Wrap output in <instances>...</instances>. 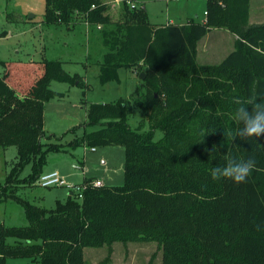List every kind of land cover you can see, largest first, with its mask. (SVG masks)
<instances>
[{
  "label": "trees",
  "instance_id": "trees-1",
  "mask_svg": "<svg viewBox=\"0 0 264 264\" xmlns=\"http://www.w3.org/2000/svg\"><path fill=\"white\" fill-rule=\"evenodd\" d=\"M127 1L116 20L108 0H46V24L71 26L81 18L95 30L105 50L97 62L102 84L118 81L123 68L146 71L147 91L135 105L122 99L89 107L93 132L66 145L46 142V104L63 97L51 84L84 86L82 79L59 60L6 64L0 148L17 147L18 161L0 186V201L13 199L16 186L35 184L49 155L67 148L122 146L126 164L124 185H91L83 200L69 196L54 210L20 202L30 226L0 224V264L35 255L39 264H89L87 248L139 240L159 243L162 264H264V230L256 227L264 222V136L244 141L225 134L242 126L235 98L264 97V24L249 23L251 0H208L206 23L164 26ZM214 27L238 36L234 51L219 64H199L198 43ZM134 107L146 117L136 128L129 123ZM234 154L256 159L248 182L213 181L212 168ZM29 165L31 174L21 179ZM8 236L42 243L10 248Z\"/></svg>",
  "mask_w": 264,
  "mask_h": 264
},
{
  "label": "rangeland",
  "instance_id": "rangeland-1",
  "mask_svg": "<svg viewBox=\"0 0 264 264\" xmlns=\"http://www.w3.org/2000/svg\"><path fill=\"white\" fill-rule=\"evenodd\" d=\"M111 12L116 20L121 19L123 0H108ZM138 8H145L152 25L164 26L170 21L175 24H187L190 21L201 22L204 12L208 11V0H128ZM127 1V5H128ZM261 2V3H260ZM130 8L131 6L128 5ZM223 6V5H222ZM250 22H264V0H252ZM133 9V8H131ZM46 0H0V78L6 73V64H27L44 60H59L64 70L71 76L78 75L84 86L53 82L51 89L63 97L55 98L46 104L45 130L49 143L68 144L82 137L85 132L96 130L88 126V109L93 104H111L122 99L140 100L147 89L142 80L146 74L143 67L135 71L120 69L119 80L102 84L99 80L100 66L104 47L98 36L92 33L83 19L77 18L75 25H48L45 23ZM208 17L205 18V23ZM212 38L230 31L224 27H214ZM232 34V33H231ZM224 41H227L224 40ZM200 43V42H199ZM197 46L199 64L211 62L205 60L208 55ZM211 48V47H210ZM229 51L227 42H222L219 61ZM206 52V51H205ZM200 58V59H199ZM204 59V60H203ZM224 59V58H223ZM222 59V60H223ZM221 60V61H222ZM146 121L145 114L134 107L129 119L132 128ZM148 124L145 130H148ZM163 133H156L160 140ZM66 152L53 153L48 157L45 173L59 171L75 184L102 180L106 186H122L125 183L126 150L122 146L96 147L95 152L88 146L77 149L67 148ZM18 161V149L15 146L6 150L0 148V186ZM32 172L29 165L20 178L28 177ZM86 175V176H84ZM1 192V189H0ZM13 199L0 201V224L7 228L30 226L20 202L35 207L54 210L58 203L69 198L66 188H43L37 184L16 186L10 191ZM41 240L27 242L25 239L8 236L7 247H36ZM163 252L156 241L117 242L103 248L85 249V259L89 264H162ZM40 258L7 257L6 264H39Z\"/></svg>",
  "mask_w": 264,
  "mask_h": 264
},
{
  "label": "clouds",
  "instance_id": "clouds-1",
  "mask_svg": "<svg viewBox=\"0 0 264 264\" xmlns=\"http://www.w3.org/2000/svg\"><path fill=\"white\" fill-rule=\"evenodd\" d=\"M233 102L236 105L235 120L242 126L231 133L225 131L226 136L231 135L233 140L239 138L244 141L264 136V97L235 98ZM256 168L257 161L253 156L242 158L234 154L223 165L213 167L210 175L213 181L247 183ZM256 227L258 230H264V222L258 223Z\"/></svg>",
  "mask_w": 264,
  "mask_h": 264
},
{
  "label": "built area",
  "instance_id": "built-area-1",
  "mask_svg": "<svg viewBox=\"0 0 264 264\" xmlns=\"http://www.w3.org/2000/svg\"><path fill=\"white\" fill-rule=\"evenodd\" d=\"M120 4L121 1L116 0ZM128 5L133 9H137V5L132 4L128 1ZM206 17L208 13L205 12ZM95 151V149H92ZM37 184L43 188H66L70 192V196L77 200H83L86 190L92 185L94 187H103L105 184L102 180H96L94 182H83L79 184L72 183L65 178L59 171H52L41 175Z\"/></svg>",
  "mask_w": 264,
  "mask_h": 264
},
{
  "label": "crops",
  "instance_id": "crops-1",
  "mask_svg": "<svg viewBox=\"0 0 264 264\" xmlns=\"http://www.w3.org/2000/svg\"><path fill=\"white\" fill-rule=\"evenodd\" d=\"M261 3V2H260ZM251 5H252V0H251ZM251 10H252V7L250 8V15H252L251 13ZM206 12V11H205ZM205 12H204V15H203V19L201 20V22L199 23H204L205 21V18H206V15H205ZM173 21H170L169 24H175V23H172ZM251 25H261V24H264V22H259V21H256V22H250ZM180 25H183V24H180ZM213 30L210 31V33L200 41L199 43V50L202 52L203 51V55H208L207 58H204L205 60H208V61H211V62H203L201 63L202 65H214V64H219L221 63L230 53H232L234 51V48H235V42L236 40L238 39V36H236L235 34H231L229 33L230 35H228V38L225 37L226 34L222 33L219 35V37H215V38H212L213 40V43L210 44V42H207L208 39L210 37H213ZM228 41V45H229V51L227 52V54L222 58L220 59L219 61H214L216 59V57H218L217 55L219 54V48L222 46V42H227V41H224L226 40ZM211 47V48H210ZM206 51V52H205ZM200 59V58H199ZM203 59V60H204ZM222 60V61H221ZM21 65V64H20ZM46 112V110H45ZM93 151V150H92ZM96 151V150H95ZM94 151V152H95ZM86 176V175H84ZM100 180V179H99ZM87 181V178L84 177V180L83 182ZM81 182V183H83ZM70 192H69V196H70Z\"/></svg>",
  "mask_w": 264,
  "mask_h": 264
},
{
  "label": "water",
  "instance_id": "water-1",
  "mask_svg": "<svg viewBox=\"0 0 264 264\" xmlns=\"http://www.w3.org/2000/svg\"><path fill=\"white\" fill-rule=\"evenodd\" d=\"M145 77H146V75H145V74H143L141 79L143 80V79H145Z\"/></svg>",
  "mask_w": 264,
  "mask_h": 264
}]
</instances>
